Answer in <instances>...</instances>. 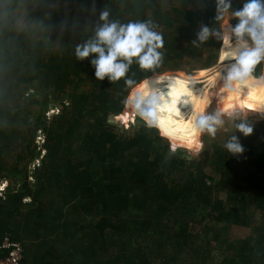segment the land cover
<instances>
[{
  "label": "rangeland",
  "instance_id": "374dc122",
  "mask_svg": "<svg viewBox=\"0 0 264 264\" xmlns=\"http://www.w3.org/2000/svg\"><path fill=\"white\" fill-rule=\"evenodd\" d=\"M70 5L33 20L0 12V237L20 240L25 264H264V116L249 114L251 135L235 133L240 155L223 148L234 132L226 121L201 137L198 156H170L155 129L114 122L124 80L97 81L91 58L74 56L108 11L121 23L150 20L164 37L161 68L133 63L126 78L200 74L218 65L219 40L191 43L201 24L221 27L215 0ZM209 99L207 113L219 104Z\"/></svg>",
  "mask_w": 264,
  "mask_h": 264
},
{
  "label": "clouds",
  "instance_id": "9594fccd",
  "mask_svg": "<svg viewBox=\"0 0 264 264\" xmlns=\"http://www.w3.org/2000/svg\"><path fill=\"white\" fill-rule=\"evenodd\" d=\"M215 13L221 27L201 24L191 42L193 47H200L210 37L221 42L218 65L200 73L208 74L206 82L197 76L170 72L139 82L126 78L133 63L144 72H155L163 64L164 37L150 20L121 23L109 20L108 11H102L94 35L74 50L78 61L91 58L97 81L124 80L129 91L122 100L124 111L114 117V122L127 129L139 120L145 128L155 129L167 141L170 156L178 151L198 156L204 149L201 137H215L226 121L234 132L223 148L229 154L240 155L244 148L235 133L251 135L249 114L264 116V70L256 74L257 66L264 65V0H245L239 10H232L231 0H215ZM229 14L237 20L235 26L226 19ZM225 61L231 63L225 65ZM218 81L221 86L212 93L210 89ZM197 83H204L203 92L194 91ZM213 94L219 104L207 113Z\"/></svg>",
  "mask_w": 264,
  "mask_h": 264
},
{
  "label": "crops",
  "instance_id": "0c3cea01",
  "mask_svg": "<svg viewBox=\"0 0 264 264\" xmlns=\"http://www.w3.org/2000/svg\"><path fill=\"white\" fill-rule=\"evenodd\" d=\"M97 1L98 0H0V12L2 11V9H12L13 8L14 12L16 10H19V15L15 13V16H17L18 18H21V19L30 18V20L31 19L33 20L35 17L37 18L39 16H42V17L43 16L45 17L46 15H49V16L54 15V17L58 16V13H59L58 11L66 9L65 5L71 4L70 6H72L76 4V6L80 8V10H83L84 8L88 6V4L92 5L93 3H97ZM112 2L113 0H111V3ZM40 10L42 12L41 15H39ZM48 11H49V14H47ZM4 234H12V233L6 230L2 232V235L0 238H2Z\"/></svg>",
  "mask_w": 264,
  "mask_h": 264
},
{
  "label": "built area",
  "instance_id": "2783aa9c",
  "mask_svg": "<svg viewBox=\"0 0 264 264\" xmlns=\"http://www.w3.org/2000/svg\"><path fill=\"white\" fill-rule=\"evenodd\" d=\"M0 264H25L23 263L24 247L20 240L10 234H4L0 241Z\"/></svg>",
  "mask_w": 264,
  "mask_h": 264
},
{
  "label": "trees",
  "instance_id": "16d2710c",
  "mask_svg": "<svg viewBox=\"0 0 264 264\" xmlns=\"http://www.w3.org/2000/svg\"><path fill=\"white\" fill-rule=\"evenodd\" d=\"M112 6V5H111ZM115 6V5H114ZM236 23H237V21H235ZM234 26H235V24H234ZM261 70H264V65H258L257 66V69H256V74L258 75L260 72H261ZM150 75V74H149ZM148 76V75H147ZM146 77V76H145ZM37 100V99H36ZM38 101V100H37ZM64 103H65V101H64ZM257 159H256V161L258 162V163H262V164H264V151H259L258 152V154H257V157H256ZM31 176V175H30ZM7 186V185H6ZM7 189H12V187H10L9 185L6 187V190ZM25 195V196H24ZM23 196H21V198L23 197V198H25V197H29L30 198V194H24ZM27 195V196H26ZM22 198V199H23ZM31 199V198H30ZM18 202H19V204H20V202H21V200H19L18 199ZM11 235V234H10ZM12 236V235H11ZM12 237H14V236H12ZM15 238V237H14ZM0 255H3V253H2V251H0Z\"/></svg>",
  "mask_w": 264,
  "mask_h": 264
},
{
  "label": "bare ground",
  "instance_id": "6f19581e",
  "mask_svg": "<svg viewBox=\"0 0 264 264\" xmlns=\"http://www.w3.org/2000/svg\"><path fill=\"white\" fill-rule=\"evenodd\" d=\"M220 67L222 68L223 65H220ZM193 76H197L200 80H202V81H204V82H206L207 79H208V74H206V75H204V76H201L200 74L193 75ZM197 84H199V83H197ZM195 87H196V86H194V91H195V90L197 91V89H200V92H203V88H202V87H200V88H195ZM185 110H186V109H185Z\"/></svg>",
  "mask_w": 264,
  "mask_h": 264
}]
</instances>
